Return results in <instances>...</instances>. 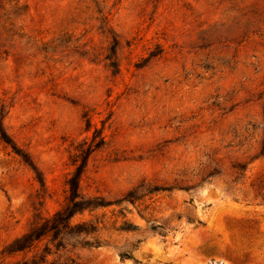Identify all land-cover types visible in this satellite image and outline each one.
Wrapping results in <instances>:
<instances>
[{
  "label": "rangeland",
  "instance_id": "obj_1",
  "mask_svg": "<svg viewBox=\"0 0 264 264\" xmlns=\"http://www.w3.org/2000/svg\"><path fill=\"white\" fill-rule=\"evenodd\" d=\"M0 130V264H264V0H0Z\"/></svg>",
  "mask_w": 264,
  "mask_h": 264
},
{
  "label": "trees",
  "instance_id": "obj_2",
  "mask_svg": "<svg viewBox=\"0 0 264 264\" xmlns=\"http://www.w3.org/2000/svg\"><path fill=\"white\" fill-rule=\"evenodd\" d=\"M0 141L11 147L15 154L21 156L23 161L31 166L26 157L21 155L13 146L4 132L0 130ZM79 170V169H78ZM77 173L68 182L69 184V201L68 203L47 218H38L33 222L28 231L20 238L10 244L3 253L10 257L17 253H23L24 257L21 262L15 264H47V257L55 254L52 248L58 251L64 249L68 237L89 236L95 232L94 228L86 224H72L71 219L76 213H81L91 204L83 201L79 196V176ZM79 199V200H77ZM103 206L102 204H98ZM67 237V238H66ZM43 243L44 249L39 253V245ZM85 245L91 246L88 242ZM28 254H31L29 257ZM50 264H78L72 259L64 262L52 261Z\"/></svg>",
  "mask_w": 264,
  "mask_h": 264
}]
</instances>
